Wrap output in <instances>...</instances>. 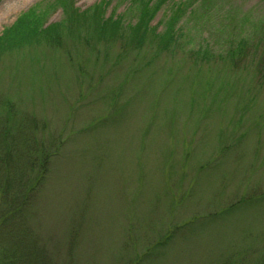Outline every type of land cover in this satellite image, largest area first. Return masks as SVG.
Here are the masks:
<instances>
[{"label":"rangeland","instance_id":"1","mask_svg":"<svg viewBox=\"0 0 264 264\" xmlns=\"http://www.w3.org/2000/svg\"><path fill=\"white\" fill-rule=\"evenodd\" d=\"M52 1L0 0V34ZM174 1L188 9L167 49L150 35L139 48L65 35L0 56V86L64 140L32 220L61 264L70 251L76 264H124L175 225L154 264L264 251V0ZM130 6L109 0L105 15L135 22ZM64 17L59 5L45 24ZM207 44L215 56L197 54Z\"/></svg>","mask_w":264,"mask_h":264},{"label":"trees","instance_id":"2","mask_svg":"<svg viewBox=\"0 0 264 264\" xmlns=\"http://www.w3.org/2000/svg\"><path fill=\"white\" fill-rule=\"evenodd\" d=\"M167 1L131 0L129 12L137 13L135 22H125V14L114 12L106 16L109 0H101L85 10L75 7L73 0L40 3L4 28L0 34V56L35 43L59 45L65 35L81 38L88 45L92 40H122L127 48L141 47L150 35L158 48L167 49L178 43V24L188 9L187 2L173 0L170 16L162 21L165 27L157 32L151 21ZM59 5H63L65 17L46 25L51 10ZM232 46L227 52L233 58ZM216 53L210 44L197 49V54L206 58ZM48 126L47 118H38L0 86V264H61L53 246L34 229L32 221L38 197L64 145L62 137L49 132ZM237 204L225 208L223 213L230 215L242 207ZM177 229V225L171 227L159 240L150 243L143 254L128 257L124 264H154ZM200 229L201 224L197 223L195 230ZM73 259L70 251L66 264H76ZM207 264H264V251L255 247L234 248Z\"/></svg>","mask_w":264,"mask_h":264}]
</instances>
